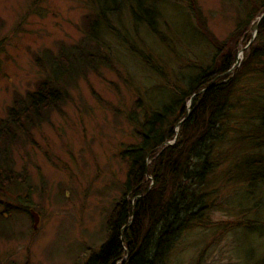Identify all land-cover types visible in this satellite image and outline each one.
<instances>
[{
	"label": "rangeland",
	"instance_id": "1",
	"mask_svg": "<svg viewBox=\"0 0 264 264\" xmlns=\"http://www.w3.org/2000/svg\"><path fill=\"white\" fill-rule=\"evenodd\" d=\"M149 1L158 12L157 33L134 24L126 11L122 36L109 31L101 37L120 74L106 67L99 73L88 69L68 86L61 110L31 127L34 142L16 130L10 160L14 170L25 172L27 183L14 192L9 188L0 201L12 204L15 194L27 196L39 220L34 228L30 206L14 200L15 211L0 217V264L85 263L106 238V216L122 193L129 167L120 151L137 142L134 128L184 93L188 76L211 61L210 33L237 44L239 67L243 50L255 38L257 18L242 37L232 32L246 17L248 4L262 0H195L199 21L188 0ZM90 10L89 0H0V118L15 91L23 94L46 74L31 53L44 47L56 51L60 41L76 42L81 18ZM229 101L216 131L222 136L211 141L219 160L204 186L206 192L214 190L206 195L210 208L173 240L165 257L169 264H264V183L241 179L230 165L264 154V131L251 132L256 120L245 110L254 103L264 113V75L237 78ZM179 124L166 144L175 142ZM253 138L260 144L246 145Z\"/></svg>",
	"mask_w": 264,
	"mask_h": 264
},
{
	"label": "trees",
	"instance_id": "2",
	"mask_svg": "<svg viewBox=\"0 0 264 264\" xmlns=\"http://www.w3.org/2000/svg\"><path fill=\"white\" fill-rule=\"evenodd\" d=\"M89 2L91 10L81 18L78 26L81 34L76 42L65 44L60 41L56 51L44 47L40 52L31 53L34 64L46 74L23 94L15 91L11 104L6 107V116L0 118L2 196L10 194L9 188L14 192L16 188L26 187L27 183L25 172L14 170L13 160H10L16 130L34 142L31 127L44 120L50 111L61 110V105L69 98L68 86H75L78 77L88 69L99 73V67H106L120 74L101 39L102 35L109 31L121 35L126 11L134 24H144L154 33L158 31V12L149 0ZM253 2L248 4L246 17L237 23L231 36L242 37L251 21L264 12V0L260 4ZM187 4L199 21L195 0H188ZM211 35H207L214 45L211 61L188 76L184 93H179L177 98L135 127L137 142L127 144L120 151L122 159L129 160L123 190L106 216V238L84 264H169L165 257L173 240L208 213L210 203L206 195L214 190L206 192L204 186L212 165L219 160L215 154L218 149L215 150L211 141L222 136L216 131L223 114L231 107L229 95L233 82L242 75H264V16L258 21L255 38L243 50L244 59L237 68V44L231 46L229 38L215 40ZM247 37L249 40L250 34ZM203 88L205 90L199 92ZM192 94L196 95L185 117V106ZM178 110L181 111L180 117L167 122V118ZM245 110L256 120L250 125L251 132L264 131L262 110H258L254 103ZM129 117L131 119V115ZM181 119L175 142L166 144L174 138L173 129ZM258 143L253 138L246 145L250 147ZM258 158L242 159L230 165L235 166L241 179L264 183V154ZM14 200L25 208L30 206V212L32 204L27 196L15 194ZM13 202L0 201L4 205L0 217L6 219L15 211L18 205Z\"/></svg>",
	"mask_w": 264,
	"mask_h": 264
},
{
	"label": "water",
	"instance_id": "3",
	"mask_svg": "<svg viewBox=\"0 0 264 264\" xmlns=\"http://www.w3.org/2000/svg\"><path fill=\"white\" fill-rule=\"evenodd\" d=\"M263 16H264V12L261 14V16L259 18H261ZM257 26H258V24H256V27ZM210 84H212V82H210ZM204 90H205V88L201 89L199 92H203ZM194 95L195 94L192 95V97L190 98V101L192 100V98H193ZM30 211L32 213V218H33V222H34L33 223V227L36 228L37 227L38 220H39V216H38V214L34 210L31 209Z\"/></svg>",
	"mask_w": 264,
	"mask_h": 264
}]
</instances>
